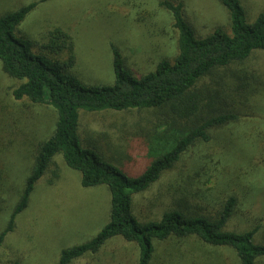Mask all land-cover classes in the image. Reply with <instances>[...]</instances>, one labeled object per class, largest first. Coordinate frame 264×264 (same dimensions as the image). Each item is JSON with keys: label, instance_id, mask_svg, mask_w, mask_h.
Segmentation results:
<instances>
[{"label": "rangeland", "instance_id": "obj_1", "mask_svg": "<svg viewBox=\"0 0 264 264\" xmlns=\"http://www.w3.org/2000/svg\"><path fill=\"white\" fill-rule=\"evenodd\" d=\"M37 1L0 0V16ZM161 1L48 0L39 3L16 32L33 43V54L48 59L51 55L43 47L49 33L55 29L66 32L74 44L71 74L84 86H110L114 82L112 46L136 78L154 71L161 60L172 63L176 58L178 33L170 13L159 6ZM170 1L182 4L196 40L218 29L229 32V14L220 0ZM240 3L247 25L264 11V0ZM221 73L229 84H238L232 73L241 74L242 83L252 92L239 105V121L210 130V142H198L149 190L133 194L129 209L138 223L145 224L159 221L161 212H168L182 195L190 211L198 207L203 214L221 209L232 196L238 203L224 230L243 234L260 227L253 243L264 245V53L255 51L247 61L233 63ZM20 84L0 66V231L30 171L37 146L50 138L57 118L48 106L15 100L13 91ZM231 93L237 99L240 96V92ZM151 122L153 115L148 111H79L77 136L83 149L95 151L104 163L128 178H137L152 162L141 132L150 129ZM80 181V174L67 168L60 155L53 158L35 185L27 209L0 247V264H57L63 250L90 241L108 224V188L85 189ZM191 251H195L191 246L171 251L168 264H205L189 260ZM138 257L135 244L113 238L97 254L71 264H137ZM222 257L224 264H237L229 251ZM213 263L216 261L209 259ZM256 264H264V260Z\"/></svg>", "mask_w": 264, "mask_h": 264}, {"label": "trees", "instance_id": "obj_2", "mask_svg": "<svg viewBox=\"0 0 264 264\" xmlns=\"http://www.w3.org/2000/svg\"><path fill=\"white\" fill-rule=\"evenodd\" d=\"M46 1L32 2L0 16V66L6 76L21 82L13 97L48 106L57 117L50 138L37 146L30 171L0 231V247L13 232L17 217L27 209L35 185L53 158L60 155L67 168L80 174L82 188H108L110 211L108 224L90 241L63 250L57 264H71L86 255H95L113 238L138 247L137 264H168L170 252L189 248L188 241H192L197 253L195 262L212 259L216 261L213 264H223L221 250L226 249L235 255L238 264L264 260V245L253 243L260 227L243 234L224 230L238 203L232 196L221 209L203 214L198 207L190 211L192 208L182 195L159 221L145 224L138 223L129 209L133 194L148 190L198 142H210V130L239 121V105L252 92L242 83L244 76L232 73L238 84H229L221 71L233 63L247 61L255 51L264 53V11L247 25L240 0H220L229 14V32L218 29L196 40L183 16L182 4L161 1L159 6L170 13L178 33L174 61L163 59L154 71L136 78L120 51L112 46L113 84L84 86L71 74L75 53L70 35L60 29L49 33V41L43 47L51 55L48 59L33 54V43L16 32L39 3ZM232 91L240 92V102ZM79 111L152 113V127L141 131L152 162L141 176L128 178L104 163L95 151L81 147L77 136ZM1 201L2 198L0 212Z\"/></svg>", "mask_w": 264, "mask_h": 264}, {"label": "crops", "instance_id": "obj_3", "mask_svg": "<svg viewBox=\"0 0 264 264\" xmlns=\"http://www.w3.org/2000/svg\"><path fill=\"white\" fill-rule=\"evenodd\" d=\"M151 187H152V185H151ZM150 187V188H151ZM149 188V189H150ZM148 189V190H149ZM147 191V190H146ZM172 207H173V203H172V205L169 207V209L171 210L172 209ZM165 212L163 211V213L161 212V215L160 216H162L163 214H164ZM187 245L190 247H193L194 245H193V243H192V241H188V243H187ZM226 251H229V249L227 250H221V252H222V256H223V254L226 252ZM230 252V255H233V258L235 259V261L237 262V260H236V258H235V255L231 252V251H229ZM223 258V257H222ZM194 259L196 260L197 259V253H195L194 251H191V257H190V259L189 260H193L194 261ZM221 261L223 262V264H224V261H223V259H221ZM203 262L204 263H209V259H206V261H205V259L203 260ZM237 264H238V262H237Z\"/></svg>", "mask_w": 264, "mask_h": 264}]
</instances>
